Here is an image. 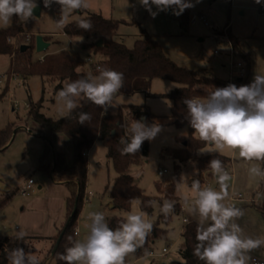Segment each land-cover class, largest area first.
Listing matches in <instances>:
<instances>
[{
	"label": "rangeland",
	"instance_id": "rangeland-1",
	"mask_svg": "<svg viewBox=\"0 0 264 264\" xmlns=\"http://www.w3.org/2000/svg\"><path fill=\"white\" fill-rule=\"evenodd\" d=\"M193 2L195 3V0ZM36 3L41 5L39 14L34 12V17L27 22H21L14 16L11 23H18L24 28V31L21 32L22 34L16 38V41H19L20 37L23 41H29L39 33L53 34L51 36L52 45L44 52L40 53L37 51L34 55L36 58L41 54L53 52L60 48L80 51L87 59L92 54V59L88 61H95L104 57L102 54L93 53L91 47H85L88 41L87 37L83 35L71 37L64 33V29L61 30L56 27L55 20L59 18L60 14V6L58 4L53 3L50 8H45L43 0H36ZM263 4L264 0H262L261 4H256L255 0H201L195 7L186 9L180 16L173 15L171 10H169L167 12H159L155 18H152L140 6L138 0H88V8L85 11L79 10V13H73L72 20H74L76 15H86L88 12H97L108 18L121 19L120 34L117 38L124 40L128 45L134 44L135 38L141 32V28L144 27L158 36L165 52L178 64L193 69L213 68L217 75L225 78H229L232 74L229 65L230 56L225 53L216 55L215 50H228L227 39H216L213 33L216 31L221 32L227 27L229 36L232 34L239 39L242 51L245 54H239L245 64L244 74L235 72L234 75L235 77L242 76V78L249 76V81L252 82L255 73L264 74V10L261 9ZM153 11H156L155 6H153ZM186 13L189 14V26L187 27L182 23V16ZM193 15L205 16L208 24L206 25L200 19L192 22L191 16ZM12 55L0 57V128L6 127L9 123L13 124L15 130L19 126H23L22 124L40 127L42 124L36 122L29 115L30 108L28 104H30L31 100L38 101L44 96L43 78L40 75H31L25 81L22 75L14 76L19 72L17 70V55L15 58ZM87 66L91 71L90 63L87 62ZM5 69H7L8 75L1 74ZM91 72L93 73V71ZM139 85H141L139 82L138 85L134 84L135 87ZM177 85L178 83L173 80L157 77L152 81L151 91L168 93ZM54 100L52 89H48L44 96L42 111L48 116H61L55 110ZM16 101L20 105L14 110L11 103ZM172 102L173 100L168 96L149 95L146 90H139V88L133 93L116 94L113 98L115 106L112 108H116V105L119 107L123 103H146L159 115V121L164 123L160 125L161 131L151 140L149 161L141 165H133L135 177L139 184L145 188L146 192L152 195L160 194L156 176L164 168H168L169 171L163 173L162 180H160L162 182L173 181L176 185L182 174L187 177L186 184L179 191L176 186L175 190V195L180 201L182 209L173 214V218L168 225L167 236L156 238L152 242L153 250L157 255L148 256V254L145 258L137 261L136 255L130 253L125 257V264H177L178 262L185 264L184 258L179 254V247L183 241L182 230L186 223L184 217L189 216V214L185 210L182 197H187L188 203H192L194 194L189 189L193 179H199L202 187L210 186L215 190H219V185L212 171L202 170L199 165V158L208 153L202 154L199 151L196 156L187 160L186 163H181L179 170H176V159L172 149L178 146L175 135L177 129L180 128L176 127L170 118ZM19 119L20 121L16 122ZM32 128L39 130L33 126ZM186 129L187 126L183 127V131ZM70 144L74 152V147L71 142ZM167 146L170 151L164 153L162 150ZM205 148L206 146L201 150ZM222 154L230 157L227 167V172L230 176L227 181L229 197L225 202H230L243 210L244 215L238 223L244 229L245 235L264 237V215L256 205L264 200V183L262 184L264 180L250 176L248 172V169L254 165H259L263 168L262 162L246 161L239 157L238 150L234 152L225 149ZM89 161L90 169L86 192L88 200L84 202L78 218L77 229L79 232L78 234L75 233L76 238L80 240H83L89 232L88 225L90 221L88 216L91 212H103L107 219L114 215L124 216L127 212L133 210L145 211L142 209L139 199L134 200L136 203H133L129 210L112 207L111 187L117 172L113 160L108 156L107 146L102 140H98L94 144L89 153ZM31 173L37 182L34 190H41L39 189L41 184H44L45 188L48 176L39 171ZM18 194L21 195L20 198L25 195L22 193ZM164 199L165 197L162 196L156 200L153 213L145 211L152 220L153 226L157 223L160 215V206ZM190 219L191 222L193 218L190 217ZM56 245L54 246L55 249H57ZM68 246L70 244L66 247ZM165 246L169 248L168 251L163 255L159 254ZM66 247H62L61 254L64 253ZM52 249L47 255L52 253ZM36 255L38 258L44 257L43 259H47V255L43 256L44 254L42 253H36ZM250 255L264 259V246L253 250ZM52 257L54 258L52 264H65L59 257Z\"/></svg>",
	"mask_w": 264,
	"mask_h": 264
},
{
	"label": "trees",
	"instance_id": "trees-1",
	"mask_svg": "<svg viewBox=\"0 0 264 264\" xmlns=\"http://www.w3.org/2000/svg\"><path fill=\"white\" fill-rule=\"evenodd\" d=\"M85 10L81 9V11ZM84 16L91 18L93 27L90 31L78 28L75 20L69 23L64 31L71 37L79 35L87 37L88 41L85 47H91L93 53L104 56L99 59L94 58L96 60L90 63L93 74H96L97 67H109L122 72L124 74V86L117 94L133 93L136 90L134 89V82L138 78H144L145 81L141 84L139 90H146L149 95L168 96L173 100L170 113L172 122L178 128L188 127L186 134L180 133L176 135L178 146L172 149L176 159L175 168L179 170L181 163H186L187 160L196 156L206 146L203 141L193 136L194 130L188 122L187 107L183 102L184 99L206 97L208 92L213 91L214 88L225 87L230 84L231 79L220 77L213 68L193 69L178 64L165 52L158 36L144 27L141 28V32L135 38L134 44L128 45L124 40L117 38L120 34L121 19L108 18L97 12H88ZM182 17L183 25L185 27L189 26V14L186 13ZM23 31L22 25L15 22L9 27H0V57L16 53L18 74L22 75L23 78L26 79L31 75H40L47 78V80L52 79L55 81L56 94L63 86L65 79L75 80L90 71L84 55L80 51L69 48H62L56 52H46L42 54V57L36 58L34 56L37 52L36 36H33L29 41H23L21 37L19 41H16V38ZM51 36L46 35L45 38L52 41ZM230 37L237 53L245 55L239 39L232 34ZM100 38L104 40L102 46L96 44ZM90 56L93 55L90 54ZM77 68L80 69L79 73L76 72ZM157 77L173 80L178 83V86L168 93L152 92L151 84L153 79ZM248 77L237 76L233 79V83L237 87L250 84ZM43 102L44 96L38 101L31 100L29 107V115L36 122L42 124L43 127L41 129L35 128L39 129L38 132L42 133L46 140L45 149L41 155L40 165L37 170L51 177L55 175L58 180L70 187L71 193L67 198L66 220L55 236L26 235L23 240H19L17 239V233H15L1 237L0 264H8L7 254L10 249L22 247L26 252L31 251L36 245V240L40 238H52L55 246L62 235L57 249L51 250L52 253L49 255L51 257L60 256L62 247H66L69 244V236L73 240L77 239L75 233L78 218L87 192L88 153L98 139L102 140L107 146L108 156L113 160L117 172L111 187V198L116 208L129 210L133 206L134 200L139 199L142 209L153 213L156 200L163 196L165 199L175 203L174 213L182 209L180 201L175 195L176 185L173 181H160L162 180V175L158 179L160 194L152 195L146 192L134 175L133 165H141L148 161L151 141L145 140L141 149L135 154L122 155L119 150L122 147L119 143L120 137L126 135L124 128L121 126L124 122L136 119L144 120L151 124L159 116L151 110L148 104H133L128 106L127 111L122 108L116 113L107 110V114L103 115V109L99 106L88 101H81V106L70 115L54 117L48 116L42 111ZM81 112L90 113L92 119L84 124L78 123V116ZM14 130L15 127H13L12 123L0 128V151H3L12 139ZM59 134L66 136L71 141L74 147L73 162L69 161L64 151L58 149L57 139ZM168 151H170L169 148ZM212 158L220 159L225 170H227L230 157L218 153L201 156L199 158L200 168L211 171L208 168V163ZM262 166L264 168V162H262ZM263 183L264 181H262ZM17 190L15 189L0 200V208L12 198ZM148 201H153L154 204L149 206ZM256 205L264 215V200ZM173 214L165 219L163 214L160 213L146 243L134 252L136 256L141 257L149 254L153 250L152 242L156 238L167 236L168 225L173 218ZM123 217V215L108 217L109 226L114 228ZM195 228L196 224L192 220L191 222H186L182 230L183 241L179 247V254L184 258L185 264H204L203 261L192 255V250L195 246ZM40 264H49L48 257L47 259H41ZM177 264H180V262Z\"/></svg>",
	"mask_w": 264,
	"mask_h": 264
},
{
	"label": "clouds",
	"instance_id": "clouds-1",
	"mask_svg": "<svg viewBox=\"0 0 264 264\" xmlns=\"http://www.w3.org/2000/svg\"><path fill=\"white\" fill-rule=\"evenodd\" d=\"M152 18L159 12L171 10L180 16L186 9L193 8L201 0H138ZM53 3L60 6L59 18L55 20L58 29H65L73 22V13L88 8V0H43L45 8ZM261 4L262 0H255ZM155 6L156 11H153ZM36 0H0V27H9L15 16L21 22L34 17ZM76 26L85 31L93 27L90 17L76 15ZM82 40V38H81ZM79 73L80 69L77 68ZM124 86V74L109 67H97L96 74L91 71L78 79H65L63 86L55 95V110L61 116L70 115L88 101L103 109L114 107L113 97ZM188 122L194 130L193 136L206 145L200 153L222 154L225 149L238 150L240 158L246 161L264 162V74L255 73L250 84L237 87L230 83L216 87L206 97L185 98ZM90 113L81 112L78 123L90 121ZM126 135L121 136L119 149L122 155L135 154L145 140H153L161 131L157 122L148 124L144 120L132 119L121 125ZM208 168L216 177L219 190L210 186L202 187L199 179H193L189 191L193 193L192 203L184 200L185 210L193 218L195 246L192 255L204 264H255L250 253L264 246V237L245 235L238 223L244 212L228 200L227 181L229 173L220 159L212 158ZM249 175L264 180V168L259 165L248 169ZM183 174L177 182L179 191L185 184ZM136 203V202H134ZM153 201H148L152 206ZM175 203L167 199L160 206L165 219L174 213ZM89 232L83 240L68 237L70 246L66 247L60 260L65 264H125V257L141 248L153 231V222L148 213L140 210L127 212L114 228L109 226L103 212H91ZM27 233L20 229L17 239L23 240ZM8 264H40L38 256L26 252L22 247L9 250Z\"/></svg>",
	"mask_w": 264,
	"mask_h": 264
},
{
	"label": "crops",
	"instance_id": "crops-1",
	"mask_svg": "<svg viewBox=\"0 0 264 264\" xmlns=\"http://www.w3.org/2000/svg\"><path fill=\"white\" fill-rule=\"evenodd\" d=\"M44 35L46 36L48 34H44ZM51 45L52 42L50 46ZM60 49H56L53 52L59 51ZM42 56L43 55L41 54L40 57ZM2 72H7V69H5ZM15 76L18 77L19 75H15ZM42 78H43L44 96L45 93L48 92V89H52V97L53 99H55V95H56L55 81L52 79L47 80V78L45 77ZM25 81H27V78L25 79ZM144 81H145L144 78H138L135 81L136 83L134 82V84L138 85V82L139 84H142ZM140 86L141 85L137 87L134 86V89L137 90V88H139ZM177 86H175L173 90ZM11 104L13 109L16 110L17 107H15L14 103ZM133 104H139V103H123L119 107H117L116 105V108H112L110 106L108 110L113 113H116L123 108L124 111H127L128 106ZM20 119L17 120L16 122L20 121ZM159 119H160L159 116H157L154 122L163 125L164 123L159 121ZM22 125L23 126H19L14 131L13 137L6 145L5 149L3 151H0V200L6 197L9 193L13 192L15 189L19 190V188L24 184V182L29 177L34 178V183L29 194L23 195L24 197L20 198L21 195L18 194L19 191L17 190V192L12 196V198L3 207L0 208V228L2 230L0 232V238L9 234L18 233L20 229H23L27 233V235H31V236H45V237L55 236L59 232L60 228L62 227V225L66 220L67 198L71 193V189L66 183L58 180L55 175L52 177L47 175L48 179L46 181L45 188H44V184H41L39 186V189L41 190H34V187L37 182H36V178L33 176L31 172L38 171L37 169L40 165L41 155L43 154L45 149L46 140H45V136L42 133H39L37 130L32 128V126L36 128H42V126L39 127L29 124H22ZM179 132L180 133L182 132V134H186L188 132V127L184 131H183V127L177 129L176 135L180 134ZM67 139L68 138L66 136L60 134V136H58L57 139V146L59 150L64 151L67 154L69 161L73 162L74 152L71 149V144H70L71 141L69 139L68 141ZM168 148L169 147L167 146L162 151H164V153L169 152ZM89 153H88V158H89ZM89 169H90V161H89ZM89 169H88V179H89ZM156 179L158 180V178ZM86 200H88V197L85 196V201ZM112 207L116 208L114 204H112ZM53 246L54 244L52 238H40L36 240V245L34 249H32L33 250L32 252H34L35 254L42 253L44 254L43 256H45L47 255V253L50 251L51 248L55 249ZM164 248L162 252H160L159 254L163 255L168 251L167 250L166 252H164ZM151 255H157V253H155V251L152 250L148 256ZM145 256H141V257L136 256L137 257L136 260L140 261L141 259L145 258ZM43 258L41 257L39 258V260ZM53 260L54 258H52L51 256L48 257L49 264H52Z\"/></svg>",
	"mask_w": 264,
	"mask_h": 264
},
{
	"label": "built area",
	"instance_id": "built-area-1",
	"mask_svg": "<svg viewBox=\"0 0 264 264\" xmlns=\"http://www.w3.org/2000/svg\"><path fill=\"white\" fill-rule=\"evenodd\" d=\"M262 10H264V5L261 7ZM191 19H192V22H195L197 21L198 19L202 20L206 25L208 24V21L206 19L205 16L203 15H193L191 16ZM214 37L216 39H227V43H228V47L229 49L226 50V51H223V50H219V49H216L215 50V53L216 55H219V54H227L230 56V62H229V65H230V68L232 70V74L231 76L229 77L231 79L230 83H233V79L236 78L234 73L235 72H241L242 74H244L245 72V64H244V61L242 59V57L237 53L235 47H234V43L233 41L231 40L230 36H229V33H228V28L225 27L223 31L221 32H214ZM14 58L16 56V53H13L12 55ZM89 58L87 59L86 57V60L88 63H91L92 61H88V60H91L92 57L89 55L88 56ZM236 69V70H235ZM92 71V70H91ZM1 74H7V72H3ZM16 75H19V74H16ZM15 76V75H14ZM242 77V76H240ZM117 94V93H116ZM115 94V95H116ZM114 95V97H115ZM113 97V98H114ZM15 107H19V102L16 101V102H13ZM28 106L30 107V104H28ZM227 171V170H226ZM165 172H168V168H164L159 175H157V178L160 179L161 176L163 175V173ZM33 183H34V178L33 177H29L25 182L24 184L19 188V193H22V194H29L30 193V190L32 189L33 187ZM190 217L189 216H185L184 217V221L185 222H190ZM78 233V230H76V234ZM169 248L168 247H165L164 248V252H166ZM153 254V252H152ZM165 254V253H164ZM254 258V261H255V264H264V259L262 258H259V257H256V256H253Z\"/></svg>",
	"mask_w": 264,
	"mask_h": 264
},
{
	"label": "water",
	"instance_id": "water-1",
	"mask_svg": "<svg viewBox=\"0 0 264 264\" xmlns=\"http://www.w3.org/2000/svg\"><path fill=\"white\" fill-rule=\"evenodd\" d=\"M40 10H41V5H37V7L34 9V12L37 13V14H39L40 13ZM103 41H104L103 38H100L96 42V44L99 45V46H102L103 45ZM36 44H37V51L44 52V51H46L50 47L51 42L48 41V40H46L44 34L39 33L36 36ZM61 238H62V235L60 236V239L58 240V243L56 245V248L58 247Z\"/></svg>",
	"mask_w": 264,
	"mask_h": 264
}]
</instances>
